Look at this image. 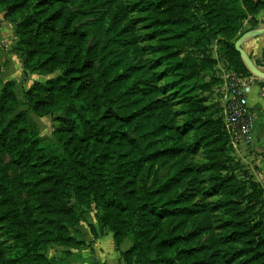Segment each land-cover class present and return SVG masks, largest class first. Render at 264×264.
<instances>
[{"label": "trees", "instance_id": "obj_1", "mask_svg": "<svg viewBox=\"0 0 264 264\" xmlns=\"http://www.w3.org/2000/svg\"><path fill=\"white\" fill-rule=\"evenodd\" d=\"M146 3L161 16L178 7L185 15L173 23L190 24L194 11L198 32L220 46L218 62L251 77L235 44L263 1L135 5ZM0 13L14 25L24 73L57 75L35 82L22 100L13 81L0 93V226L11 241L5 248L0 239V264H63L46 250L87 247L72 230L87 214L76 207L93 202L117 251L131 237L132 247L121 253L127 264H264L263 185L229 155L230 139L217 117L198 120L193 140L197 149L209 147V187L203 189L198 170L185 167V132L154 69L132 56L138 39L121 0H0ZM92 28L98 41L90 43ZM193 31L177 37L190 41ZM164 50L157 67L176 60L181 88L195 91L193 58ZM256 65L264 68V59ZM28 112L53 118L56 144L32 133ZM157 165V173L171 166L168 178L140 187L142 173ZM214 196L212 208L206 200Z\"/></svg>", "mask_w": 264, "mask_h": 264}, {"label": "rangeland", "instance_id": "obj_2", "mask_svg": "<svg viewBox=\"0 0 264 264\" xmlns=\"http://www.w3.org/2000/svg\"><path fill=\"white\" fill-rule=\"evenodd\" d=\"M121 1L130 11L128 21L134 25L138 39L135 46L136 49L132 51V56L135 60L142 61L154 69V72L159 78L158 86L162 90V96L168 97L173 102V110L177 116L178 127L181 131L185 132V147L187 153L182 162L185 164V167L191 166L200 172L201 181H203L204 184L203 189H207L210 184L209 179L213 174L205 167V164L208 162L207 151L209 147L203 146L197 149L193 145V140L195 138V133L198 131V120H202L203 122L208 117L221 118L223 120L224 130L226 131L227 99L225 98L226 90L224 87L222 69L227 71L232 70L228 69L227 65L222 61L218 62L219 44L216 42L209 44L205 37L198 32L199 30L197 29V26L201 24V21L197 17H193L194 11L190 13L192 14L190 24H179L173 23V20H180L185 14L181 12L178 7L170 8V10L161 16L156 13L152 7L148 6L147 3L144 5L142 4V6L135 5V2L139 0ZM159 19H163L161 23L158 22ZM3 20L6 21L5 18ZM1 22L2 21L0 20V24ZM8 23L11 28L4 27L5 31L2 35L0 32V66L2 71L0 93L7 82L13 81L15 83V93L18 98L22 100L23 93L35 82H46L57 75L46 77L38 74L24 73V59L17 51L18 40L15 35L14 25L10 22ZM193 23L195 28H192ZM188 29L192 31L195 29V31L189 33V39L192 40L187 41V39H179L177 37L182 31H188ZM90 32V43L98 41V37L95 36V29L92 28ZM158 33L159 36L156 39H153ZM198 39L201 41V46L193 45L194 41ZM164 49L169 52L181 50L183 52L180 58H184L188 54L193 58L192 63L194 66L192 69L195 71V91L189 90L186 86L185 88H181L183 87V84L180 82V72H177L175 68L176 60L168 57L164 64L157 67L158 59L167 54V51ZM201 51L202 53L200 54ZM178 83L179 85H177ZM24 110H27V108L22 107L19 111ZM28 116L30 121L29 127L32 133L36 134L47 145L56 144V139L54 137L56 123L53 118H39L32 112H28ZM193 120L197 121L194 127H186V123ZM228 148L230 150L229 155L249 170L254 179H256L254 173L256 170L254 169L253 171L243 159V153L246 149L240 148L239 151H237L231 142L228 144ZM159 167L160 165H157L154 170L150 168L148 170L146 169L139 178L141 181L139 186L142 187L147 185L149 187L157 176L161 182L165 181L170 174L171 166L163 168V170L157 173ZM217 199L218 198L214 196L208 198L206 202L213 208ZM196 201H198V199ZM71 204L75 205L74 200L71 201ZM76 208L78 213H81L82 211H85L87 214L91 213L87 220L84 217L78 227L72 230V234L79 239V241L81 240L80 242L84 243L87 247L67 250L60 248L59 246L51 245L46 250L49 258L60 259L63 264L74 263L76 259H72L71 256L73 250L88 251L91 247V244H87L89 240L94 239L96 236H105L106 234L113 235L108 228L101 225L100 219L102 217V210L96 208L94 202L89 209L80 207ZM223 211L224 209H220L217 213H223ZM2 231L3 228L0 226V239L2 243H4V247L8 248L10 247L11 241H9L4 233L2 234ZM106 241L107 240H105V242ZM132 244L131 237L122 242L119 247L120 251L116 250L120 254V258L121 253L128 251L132 247ZM60 255L62 258H60ZM81 260H84V257H82ZM121 260L122 264H127L123 259Z\"/></svg>", "mask_w": 264, "mask_h": 264}, {"label": "crops", "instance_id": "obj_3", "mask_svg": "<svg viewBox=\"0 0 264 264\" xmlns=\"http://www.w3.org/2000/svg\"><path fill=\"white\" fill-rule=\"evenodd\" d=\"M258 1L264 2V0ZM3 19L4 13H0V20L2 21L0 24L1 35L5 31L4 27L11 28L10 24ZM254 23L255 26H253ZM263 24L264 8L258 14L250 16L244 25L247 31L256 29ZM243 49L255 62L263 61L264 35L246 42L243 45ZM261 69L264 70V68ZM248 105L253 115V142L243 153V159L253 171L254 169L256 170L254 171L255 177L264 186V84L261 82H255L252 85L248 95ZM90 214L85 216L86 220ZM105 240L107 241L105 242ZM87 244H91L88 251H72V259H76L73 264H122L120 254L116 251L112 234L96 236L94 239L89 240ZM82 257H84V260H81ZM60 258H62L61 255Z\"/></svg>", "mask_w": 264, "mask_h": 264}, {"label": "built area", "instance_id": "obj_4", "mask_svg": "<svg viewBox=\"0 0 264 264\" xmlns=\"http://www.w3.org/2000/svg\"><path fill=\"white\" fill-rule=\"evenodd\" d=\"M226 90V132L233 147L239 151L253 142V115L248 105V95L254 81L233 71L222 69Z\"/></svg>", "mask_w": 264, "mask_h": 264}, {"label": "water", "instance_id": "obj_5", "mask_svg": "<svg viewBox=\"0 0 264 264\" xmlns=\"http://www.w3.org/2000/svg\"><path fill=\"white\" fill-rule=\"evenodd\" d=\"M264 35V24L256 29L245 32L236 42L235 48L240 54L244 66L255 82H264V70L256 65V62L244 51L243 45L257 37Z\"/></svg>", "mask_w": 264, "mask_h": 264}]
</instances>
